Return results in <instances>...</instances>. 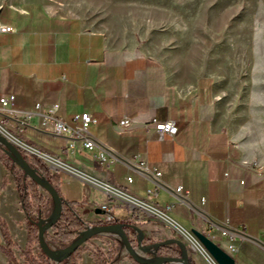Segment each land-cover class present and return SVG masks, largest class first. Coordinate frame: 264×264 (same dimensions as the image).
<instances>
[{"label": "crops", "instance_id": "1", "mask_svg": "<svg viewBox=\"0 0 264 264\" xmlns=\"http://www.w3.org/2000/svg\"><path fill=\"white\" fill-rule=\"evenodd\" d=\"M0 22L12 27L0 32V96L12 93L11 108L17 111L16 118L2 123L25 145L22 149L57 159L58 165L81 171L86 178L106 180L156 207L171 203L169 215L177 225L206 233L225 250L226 239L205 217L264 239V121L255 138L240 137L223 112L221 90L209 77L187 80L170 73L162 61L139 46L111 41L77 16L51 13L33 0H0ZM37 104L41 108L57 105V113L69 123L74 113H91L95 122L89 129L95 137L124 158L138 156L160 170L167 186L182 185L195 209L177 202L162 188L156 197L148 196L149 180L122 163L103 167L94 159L95 148L86 149L79 142L69 147L68 136L41 126ZM124 117L131 119L130 126L119 125ZM152 118L174 121L176 133L159 139L144 126ZM242 160L256 161L263 169L251 171L240 165ZM51 170L60 173L61 197L75 203L85 222L93 226L103 220L106 212L99 206L107 196L99 187L69 169ZM126 175L132 176V182L125 180ZM51 210L52 201L43 218ZM109 213L111 222L135 225L143 244L180 239L173 227L148 211L131 209L124 201L111 200ZM162 217L170 222V217ZM25 222L13 175L0 160V264H10L4 251L7 238L13 243L26 239ZM131 229L133 239L137 232ZM107 235L99 232L83 243L86 248L79 264L92 263L91 249L100 247ZM110 236L121 241L117 234ZM113 249L111 264L123 259L131 264L126 249L116 243ZM233 256L239 264H264L263 249L250 239L239 240Z\"/></svg>", "mask_w": 264, "mask_h": 264}, {"label": "rangeland", "instance_id": "2", "mask_svg": "<svg viewBox=\"0 0 264 264\" xmlns=\"http://www.w3.org/2000/svg\"><path fill=\"white\" fill-rule=\"evenodd\" d=\"M33 1L51 13L81 18L87 27L104 32L111 41L139 46L162 61L170 73L187 80L209 77L215 89L221 90L223 112L233 132L249 139L257 136L264 121V0ZM0 131L23 145L7 130ZM159 220L175 229L186 245L188 259H196L194 264H216L205 249H198L197 243L201 244L190 230ZM49 235L45 232V240L50 239ZM110 235L106 237L111 242L102 241L100 248L107 251L116 243L125 249ZM26 244L27 233L26 239L11 241L10 250L17 264H27ZM52 245L62 247L54 242ZM32 252H41L37 244ZM116 264L129 262L123 259V263Z\"/></svg>", "mask_w": 264, "mask_h": 264}, {"label": "built area", "instance_id": "3", "mask_svg": "<svg viewBox=\"0 0 264 264\" xmlns=\"http://www.w3.org/2000/svg\"><path fill=\"white\" fill-rule=\"evenodd\" d=\"M11 30H12L11 26L3 25L0 22V32L1 31L7 32ZM14 98L15 97L12 93L3 94L0 96V124L2 123L3 119L16 118L17 111L11 108ZM35 110L40 117V124L44 129L55 134L66 135L71 139V141L68 143L69 147H74L75 143L79 142L86 149L91 150L95 148L98 150V153L94 155V159L103 167L108 168L112 164L122 163L126 165L129 169H133L142 176H144L147 180H149L152 183V187L147 189L148 196L156 197L158 190L162 188L168 191L175 198L177 202L184 204L190 207L191 209H195V207L189 202L188 190L185 189L182 185H177L174 188L167 186L161 179L160 170H158L155 167L149 166L145 160L139 159L138 156L134 157L133 159L124 158L114 149H112L111 147L100 141L97 137H95L94 134L89 129V126L95 122V119L91 113L86 111L74 113L72 116L73 122L69 123L57 113V105H53L49 108H41L40 105L37 104ZM131 123H132L131 119H129L128 117H124L119 122V125L127 124L128 127L131 125ZM144 126L146 128L151 129L153 133L157 134L159 139H163L165 136H173L177 131V126L172 120L157 121V119L152 118L149 123H144ZM18 146L20 147V145ZM40 158L44 159L45 161L47 160L45 159V155H40ZM240 165L248 168L251 171L260 172L263 169L262 166L258 164L256 161L242 160L240 162ZM50 166L55 167L52 164H49V167ZM67 168L77 176H80L89 183L99 187L105 193V195L107 196V200L104 203H102L99 206V208L102 211L106 212L105 217L103 218V221H105L106 223L112 221L111 215L109 213L111 200L124 201L130 206L131 209H141L148 211L149 213L155 215L157 218L162 219L164 221L166 220L162 217V215H166L170 217L169 211L171 210L172 207L171 203H167L163 208L156 207L152 204L146 203L142 199H139L137 197L128 194L127 192L123 191L122 189L116 186L111 185L106 180H102L95 177L99 182L104 184V185H99L96 182L88 180L86 177L82 176L79 172H76V170L71 169L70 167ZM125 180L129 183L132 182V176L126 175ZM41 192L43 194H48L42 188H41ZM121 193L127 197H124ZM205 219L212 227L218 229L221 237H224L226 239L227 241L226 251L231 255L237 252L238 241L243 239H250L256 242L264 251V239L258 240L253 237H249L245 235L243 232L228 225L226 221H216L210 217H205ZM47 232H49V234L51 235V228L48 229ZM109 234H113V233L108 232V235ZM46 242L49 246L55 248L52 245L50 239L46 240ZM110 242H111L110 238H105L104 243H110ZM145 245L150 251L149 255H146V253H142V252L140 254L150 260H154L157 256L156 247L150 244H145ZM213 262L216 263L214 260Z\"/></svg>", "mask_w": 264, "mask_h": 264}, {"label": "trees", "instance_id": "4", "mask_svg": "<svg viewBox=\"0 0 264 264\" xmlns=\"http://www.w3.org/2000/svg\"><path fill=\"white\" fill-rule=\"evenodd\" d=\"M20 152L23 154L27 163L35 169L46 181L51 183L59 195L61 196L58 188L60 182V173L58 170L52 171L48 164L39 156L29 153L19 147ZM0 160L5 167L12 173L15 187L19 194L20 203L23 211L25 212L26 218V233H27V244L24 249V257L27 264H55L53 260L49 259L42 252H32V246L38 245L37 222L43 218L45 209L49 206L52 199L50 195L43 194L39 190V185L28 176L14 163L11 157H9L0 145ZM62 198V197H61ZM106 223L101 220L98 224ZM125 232L129 235L131 227L128 222L123 221ZM90 225L85 222L78 214L75 209V203L73 201H67L62 198L61 212L58 220L51 227V242L58 243L64 247L69 245L74 239H76L86 226ZM95 236V235H93ZM92 236V237H93ZM149 244H156L157 255L169 256V257H180L183 254V250L179 244L174 241L163 242V241H152ZM131 245H136V239H131ZM11 241L7 238V246L4 247L5 254L10 264H17L15 257L10 250ZM39 248V246H38ZM85 245H79L65 258L57 262V264H79L80 253L85 249ZM186 248V247H185ZM40 249V248H39ZM187 249V248H186ZM114 249H108L104 251L100 247H93L91 250L92 263L91 264H111V258ZM190 264H194L192 260H189ZM131 264H142L137 261L131 260ZM164 264H180L175 262H165Z\"/></svg>", "mask_w": 264, "mask_h": 264}, {"label": "water", "instance_id": "5", "mask_svg": "<svg viewBox=\"0 0 264 264\" xmlns=\"http://www.w3.org/2000/svg\"><path fill=\"white\" fill-rule=\"evenodd\" d=\"M0 144L3 146L4 152L12 158L14 163L24 172L26 176L34 180L39 187L44 189L52 199V210L47 217L40 219L37 222L38 231V246L43 254H45L49 259L58 262L65 258L69 253H71L79 245L85 243L93 235L99 232H110L120 236L123 246L130 254L132 260L137 261L142 264H163L165 262H175L180 264H190L187 257L186 245L178 238H171L163 240V242L174 241L180 245L183 250V254L180 257H169L163 255H157L154 260H150L140 253L150 252L145 244L142 243V232L135 226L129 224L136 232V247L131 245V239L129 235L124 230L123 223L110 222L98 225H88L82 231L80 236L74 239L69 245L59 248H53L49 246L45 240V232L52 227L53 224L58 220L61 212L62 198L59 195L56 188L46 181L39 173L35 171L25 160L23 154L19 150V146L0 132ZM51 169L55 170L56 167L50 166ZM193 235L199 240L201 246L206 250V252L211 256V258L216 262V264H239L236 262L235 257L223 249L217 242L212 240L206 233L198 231L196 229H191ZM157 247L156 244H150Z\"/></svg>", "mask_w": 264, "mask_h": 264}, {"label": "bare ground", "instance_id": "6", "mask_svg": "<svg viewBox=\"0 0 264 264\" xmlns=\"http://www.w3.org/2000/svg\"><path fill=\"white\" fill-rule=\"evenodd\" d=\"M120 125H122V126H127V124H120ZM0 129H2L3 131H5L4 129H3V127H1L0 126ZM47 158H52V157H46L45 156V159H47ZM55 159V158H54ZM56 160V159H55ZM47 161H49L50 163H52L53 165H58L59 163L58 162H60V161H58V160H56V161H51V160H48L47 159ZM58 161V162H57ZM62 163V162H61ZM76 172H79V171H76ZM81 175H82V173L81 172H79ZM87 179L88 180H91V181H93V182H96V183H98L99 185H104V184H102L101 182H99L97 179H94V178H90V177H87ZM168 221H170L171 223H174L175 224V222L171 219V218H168ZM109 223V222H108ZM181 229H183L184 231H185V229L183 228V227H181L180 225H178ZM198 244V249L201 251V252H205L204 251V248L203 247H201L200 245H199V243H197Z\"/></svg>", "mask_w": 264, "mask_h": 264}]
</instances>
